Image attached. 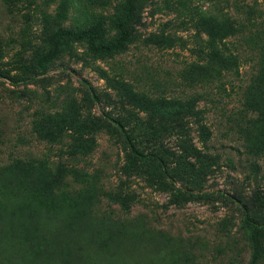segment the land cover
I'll return each mask as SVG.
<instances>
[{"label":"rangeland","instance_id":"374dc122","mask_svg":"<svg viewBox=\"0 0 264 264\" xmlns=\"http://www.w3.org/2000/svg\"><path fill=\"white\" fill-rule=\"evenodd\" d=\"M122 2L0 0V264H247L229 197L264 202V0H143L123 52L61 39L40 72L58 28L111 43ZM113 121L167 177L129 157Z\"/></svg>","mask_w":264,"mask_h":264},{"label":"trees","instance_id":"16d2710c","mask_svg":"<svg viewBox=\"0 0 264 264\" xmlns=\"http://www.w3.org/2000/svg\"><path fill=\"white\" fill-rule=\"evenodd\" d=\"M142 6H143V0H123L119 14L115 15L114 19L111 21V26L115 31L116 37L113 39L111 43L107 45H101L97 43L98 30L96 28L79 33L70 30H63L59 28L56 29L54 33H52L47 39V43L49 46L48 54L46 55V57L39 60L37 63L40 72L43 73L45 71V67L42 65L43 62L50 61L57 55V44L61 39H66L71 41H81L85 43L87 50L94 56H101V55L112 56V55L120 54L121 52L124 51L126 45L131 41V38L133 37L135 32V28L141 25L140 11ZM202 44L204 45V47L207 44L208 46L211 45L205 42H202ZM168 46H170V43ZM217 46H220V48L219 49L217 48L218 50H216L217 54L221 56V59L225 60V62L229 64L228 68H224L223 73L235 72L236 74H238L239 59L237 55L235 53L228 52V50L226 49V41H219ZM203 53L204 51L202 50V54ZM84 84L87 91L93 98L94 96L92 95V88L86 82H84ZM144 100H146V102H148L150 106H155V103L150 102L148 99L145 98ZM177 104H178L177 107L185 110L189 116L195 119L197 118L198 110L196 109L194 103H189V105H187L186 103L182 104L179 102ZM112 124L119 132V135L123 141L124 146L126 147L128 155L133 161L152 163L161 170L162 175L164 177L168 176L167 168L162 157H160L158 154L155 153L143 154L139 152L134 147L133 142L131 141L125 128L120 123H117L115 121H113ZM183 127H184L183 124H176L172 128L183 129ZM196 127L198 133L201 134L203 137H206V135L209 134L207 126L204 123L198 125L196 124ZM143 130L146 132H150V138L152 140L157 130V125L151 122L144 123ZM229 199L238 208L241 215L243 226L250 230L249 241L251 245V252L247 264H256V259L258 255L257 235L258 232L264 228V221L263 222L253 221L250 218V215L252 212L255 211H259V212L263 211L264 202L260 201L259 197L255 194L244 198L229 197Z\"/></svg>","mask_w":264,"mask_h":264}]
</instances>
